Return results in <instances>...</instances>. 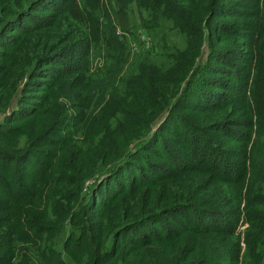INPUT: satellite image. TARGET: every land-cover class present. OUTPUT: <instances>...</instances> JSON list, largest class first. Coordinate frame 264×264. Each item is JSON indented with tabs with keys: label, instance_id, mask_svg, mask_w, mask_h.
<instances>
[{
	"label": "trees",
	"instance_id": "obj_1",
	"mask_svg": "<svg viewBox=\"0 0 264 264\" xmlns=\"http://www.w3.org/2000/svg\"><path fill=\"white\" fill-rule=\"evenodd\" d=\"M51 1L0 0V38L17 31L20 37H27L32 29L22 22L36 20L31 13ZM61 3L53 9L58 17L62 15L57 28L76 20L89 25L93 37L98 27L105 29L103 42L113 44L108 45L110 56L112 48H123L117 29L128 33L133 26L125 8L137 3L148 7L150 0ZM219 3L203 1L197 17L194 10L180 19L175 14L182 11L173 0H161L152 9L155 18L173 19L184 35L185 29L192 28L188 34L198 36L195 41L200 43L222 13ZM107 5L115 11L117 22L107 16ZM250 19L247 42H237L248 62L236 70L239 79L245 72L241 82L236 79L244 88L238 101L248 116L240 124L244 132L235 138V133H227L225 123L214 126L240 144L228 154L233 162L222 152L220 138L210 133L202 138L193 134V159L183 157V152L172 150L163 140L160 157L157 155L161 167L149 163V168L137 169L138 177L125 176L137 168L156 140L161 142L159 134L152 145L150 140L146 142L153 120L168 112L159 127L163 131L166 124L178 120L180 110L191 107L185 106L183 94L172 102L194 67L196 57L188 51L168 53L160 63L152 64L150 71L144 69L126 80L127 103L112 108L114 119H125L110 124L105 136L91 145V152L79 148L71 159L62 160L64 150H51L49 141L55 136L46 132L40 136L46 150L35 153L28 143L18 154L20 150L15 148L22 141L21 134L15 136L16 130L7 126L10 120L0 124V264H264V0L257 1ZM204 22L205 27L196 30L195 25ZM38 29V33L44 30ZM94 47L99 48L97 43ZM91 51L87 49L86 55ZM35 60L38 65L44 63L40 53ZM143 113L146 119L141 118ZM188 127L193 133L205 129L192 121ZM178 139L171 140L182 145ZM72 143L71 138L69 146ZM132 145L139 148L128 153ZM151 168L159 170L149 177L146 174ZM92 178L90 194L79 204L80 188ZM92 209L102 213L99 218L91 216Z\"/></svg>",
	"mask_w": 264,
	"mask_h": 264
},
{
	"label": "rangeland",
	"instance_id": "obj_2",
	"mask_svg": "<svg viewBox=\"0 0 264 264\" xmlns=\"http://www.w3.org/2000/svg\"><path fill=\"white\" fill-rule=\"evenodd\" d=\"M160 1L150 0L148 7L137 3L125 8V15L132 18L130 21L133 26L126 31L128 33L117 29L116 36L123 48H112L110 56L108 45L113 47V44L103 42L105 29L98 27L99 31L93 37L89 35L90 26L80 25L76 20L66 22L63 29L57 28L60 25L57 21L62 15L58 17L53 9L62 5L61 0L44 3L31 13L36 20L22 22L23 26L32 29L27 37H20L17 31L0 38V124L10 120L7 126L16 130L15 136L17 132L21 134L22 141L15 148L16 151L20 150L18 154L25 150L28 143H31L35 153L46 150V143L40 141V136L46 132L55 136L49 141L53 144L51 150H64L61 152L62 160L71 159L79 148L91 152V145L105 136L110 124L125 119L123 116L114 119L112 108L127 103L126 80L139 75L144 69L149 68L150 71L151 65L160 63L168 53L188 51L196 57L194 67L181 83L179 93L172 102H176L178 97L182 99L183 94L187 99L185 106L191 104V107L180 110L178 120L166 124L163 131L159 127L167 120L168 112L153 120L146 142L150 140L152 145L157 134L161 142L156 140L153 149L138 161L137 168L129 171L130 176L128 172L125 176L138 177L137 169L149 168V163L161 167V159H157V155L161 154L163 140L172 150L183 152V157L193 159L196 154L194 135L202 138L208 133L220 138L218 143L222 152L233 162L234 159L228 154L238 149L240 144L232 142L231 135L235 133V138H240L244 132L240 124L248 120L245 106L238 102L242 99L240 94L244 88L237 80L241 82L245 72H242L240 79L236 75V70L243 69L248 62L244 58L246 54L241 55L237 42H247L250 16L255 12L258 0H220L222 13L215 17L212 30L206 37L203 34L200 43L195 41L198 36L188 34L192 28L185 29L184 35L173 19L153 16L152 7ZM173 1L174 6L182 11L181 14L177 11L175 14L180 19L184 15L189 16L194 10L197 17L201 3L206 0ZM106 8L109 9L107 16L110 21L117 22L115 11L109 5ZM171 14L174 15L173 12ZM143 21H146L147 26ZM205 23L195 25L196 30L200 26L205 27ZM38 28L44 30L38 33ZM218 30L224 34L216 32ZM229 35L235 37L227 39ZM96 43L98 49L94 47ZM87 49L92 50L89 56L86 55ZM39 53L44 63L38 65L35 57ZM235 98L237 100H233ZM215 106L222 107L212 110ZM36 116L39 119L34 120ZM146 117L144 113L141 114L142 119ZM190 121L205 129L191 132V127H188ZM216 122L225 123L226 131L231 135H223V130L217 127L214 129ZM175 137L181 140L182 145L171 140ZM71 138L75 143L69 146ZM66 141L65 147L60 146ZM136 148L132 145L128 153L135 152ZM157 170L151 168L146 175L152 177ZM94 179H86L80 188L79 204L84 197L88 198ZM90 214L93 218H99L102 213L92 209ZM121 243L125 244V241Z\"/></svg>",
	"mask_w": 264,
	"mask_h": 264
}]
</instances>
